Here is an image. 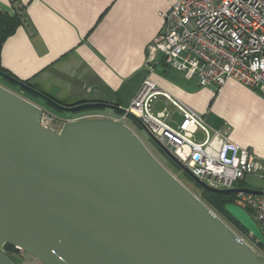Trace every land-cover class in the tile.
Listing matches in <instances>:
<instances>
[{
	"label": "water",
	"instance_id": "obj_1",
	"mask_svg": "<svg viewBox=\"0 0 264 264\" xmlns=\"http://www.w3.org/2000/svg\"><path fill=\"white\" fill-rule=\"evenodd\" d=\"M0 77L63 113L123 111L105 102L62 105L21 80ZM41 115L0 85V264H15L5 252L20 250L40 264H264L129 127L70 120L56 132L40 124ZM153 141L202 189L256 193L205 186ZM224 210L264 247L245 210L233 203Z\"/></svg>",
	"mask_w": 264,
	"mask_h": 264
},
{
	"label": "crops",
	"instance_id": "obj_2",
	"mask_svg": "<svg viewBox=\"0 0 264 264\" xmlns=\"http://www.w3.org/2000/svg\"><path fill=\"white\" fill-rule=\"evenodd\" d=\"M172 1L0 0V11L21 15L2 43L0 65L66 106L105 102L124 109L147 77L203 116L209 128L225 131L232 143L263 159L264 99L258 92L233 79L219 89L200 87L162 62L149 72L146 47L160 33L161 13ZM158 98L161 110L180 117ZM247 181L258 189V180Z\"/></svg>",
	"mask_w": 264,
	"mask_h": 264
},
{
	"label": "built area",
	"instance_id": "obj_3",
	"mask_svg": "<svg viewBox=\"0 0 264 264\" xmlns=\"http://www.w3.org/2000/svg\"><path fill=\"white\" fill-rule=\"evenodd\" d=\"M161 18L160 33L146 47L149 72L162 62L200 87L219 89L233 79L264 99V0H173ZM159 96L180 115L175 128L166 122L170 116L165 109L152 112ZM41 110L40 124L52 130L54 118ZM122 110L117 115L91 111L71 120L108 119L129 127L122 121L135 117L151 139L205 186L255 191L234 193L233 204L248 213L264 236V158L232 143L225 131L209 128L203 116L161 92L147 77ZM249 177L259 181L258 189L241 186Z\"/></svg>",
	"mask_w": 264,
	"mask_h": 264
},
{
	"label": "rangeland",
	"instance_id": "obj_4",
	"mask_svg": "<svg viewBox=\"0 0 264 264\" xmlns=\"http://www.w3.org/2000/svg\"><path fill=\"white\" fill-rule=\"evenodd\" d=\"M0 85L7 88L8 90L14 92L15 94L21 96L22 98H25L26 100L30 101L31 103H37L35 104L39 108H42L44 111L49 112L52 117L54 118L53 121V131H60L61 128L63 127V123L66 122V120H71L74 117H77L76 115H72L71 113H63L56 111L54 109H51L48 107L43 101L40 99L32 98L28 96L25 92L21 91L19 88L10 85L9 83L5 82L1 77H0ZM156 99L152 103V112L155 113L156 111L161 110L165 105L160 103ZM33 103V104H34ZM64 105V104H63ZM102 112L105 114H112V115H117L115 112L112 110L108 109H103ZM170 111L168 112L170 118L166 120L170 126L173 128L176 127V123L178 124L181 120V117H179L177 114L172 113L170 115ZM125 124H127L131 129L137 134V136L141 139V141L145 144V146L148 148V150L153 154V156L175 177L177 178L184 186H186L193 194H195L198 198L200 197V191L196 188L194 185V181L186 175L182 170L179 169L165 154L164 152L159 148V146L150 138V136L145 132V130L139 126L136 121H134L132 118L127 117L126 120H123ZM196 140L200 141L202 139V135L200 133H197L195 136ZM249 178H246L245 183L242 184L241 186L243 188L247 187V185H250V182H248ZM220 217V216H219ZM221 218V217H220ZM222 219V218H221ZM223 220V219H222ZM224 221V220H223ZM225 222V221H224ZM227 224V222H225ZM229 226V224H227ZM232 230L233 228L229 226ZM235 232V230H233ZM240 238L243 239L244 242H246L249 246H251L256 253L261 257L264 258V254L260 252L253 241H251L248 237H243L239 235L237 232H235ZM12 262L15 264H40L38 260L35 258L31 257L27 253L23 252L20 250L18 253L14 254H9L7 256Z\"/></svg>",
	"mask_w": 264,
	"mask_h": 264
},
{
	"label": "trees",
	"instance_id": "obj_5",
	"mask_svg": "<svg viewBox=\"0 0 264 264\" xmlns=\"http://www.w3.org/2000/svg\"><path fill=\"white\" fill-rule=\"evenodd\" d=\"M21 24V15L15 14V15H8L2 11H0V50L2 43L4 40L13 33L15 28ZM0 72L3 74L16 79L13 77L11 74H9L7 71H5L1 65H0ZM18 80V79H16ZM5 82L9 83L10 85L14 86L12 83L8 82L7 80L4 79ZM25 84H29L28 81H23ZM32 86V85H31ZM33 87V86H32ZM51 100L58 102L55 100L53 97L47 95ZM48 107L51 109H54L58 111L57 109L53 108L49 104L45 103ZM62 104V103H60ZM80 104V103H79ZM76 105V104H74ZM102 108H86L82 110L75 111L71 113L72 115H78L86 112H91V111H102ZM60 112V111H59ZM116 114H120L121 112L118 111H113ZM195 183V182H194ZM196 188L200 191V197L199 199L204 202L216 215L220 216L229 226L235 230L239 235L243 237H248L251 241L255 243L256 248L264 254V247L257 242L250 234L248 231L242 227L234 218H232L225 210H224V205L227 203H233L234 201V194H215L208 192L204 189H202L198 184H194Z\"/></svg>",
	"mask_w": 264,
	"mask_h": 264
},
{
	"label": "flooded vegetation",
	"instance_id": "obj_6",
	"mask_svg": "<svg viewBox=\"0 0 264 264\" xmlns=\"http://www.w3.org/2000/svg\"><path fill=\"white\" fill-rule=\"evenodd\" d=\"M30 86H31V84H29ZM15 87H17V86H15ZM18 88V87H17ZM34 88V87H33ZM21 91H23V90H21ZM23 92H25V91H23ZM41 92V91H40ZM28 96H30V97H32V98H36V99H39L38 97H36V96H34V95H32V94H30V93H27V92H25ZM43 93V92H42ZM45 94V93H44ZM47 95V94H46ZM41 100V99H40ZM42 101V100H41ZM60 104V103H59ZM63 105V104H62ZM5 254L8 256L9 254H11V253H6L5 252Z\"/></svg>",
	"mask_w": 264,
	"mask_h": 264
}]
</instances>
